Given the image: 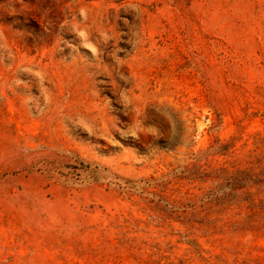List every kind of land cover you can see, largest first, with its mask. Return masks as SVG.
Returning <instances> with one entry per match:
<instances>
[{
    "label": "rangeland",
    "instance_id": "rangeland-1",
    "mask_svg": "<svg viewBox=\"0 0 264 264\" xmlns=\"http://www.w3.org/2000/svg\"><path fill=\"white\" fill-rule=\"evenodd\" d=\"M0 264H264V0H0Z\"/></svg>",
    "mask_w": 264,
    "mask_h": 264
}]
</instances>
